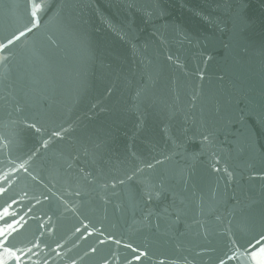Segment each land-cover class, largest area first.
I'll return each instance as SVG.
<instances>
[{
	"label": "water",
	"instance_id": "95a60500",
	"mask_svg": "<svg viewBox=\"0 0 264 264\" xmlns=\"http://www.w3.org/2000/svg\"><path fill=\"white\" fill-rule=\"evenodd\" d=\"M40 2L14 39L32 4L0 0V257L255 264L264 0Z\"/></svg>",
	"mask_w": 264,
	"mask_h": 264
},
{
	"label": "snow or ice",
	"instance_id": "6c2138e0",
	"mask_svg": "<svg viewBox=\"0 0 264 264\" xmlns=\"http://www.w3.org/2000/svg\"><path fill=\"white\" fill-rule=\"evenodd\" d=\"M30 3L32 4L33 10L30 12V20L29 23L31 24V27H28L26 24L25 31H20L19 36H15L14 39H19L20 37L24 36L26 32H32L34 29L39 27V21H38V13L42 11L43 9V4L40 2V0H30ZM9 44L13 43L12 39H9L8 41ZM0 47H7V45H2ZM227 171V170H225ZM229 175H231L229 173ZM131 179V177L129 178ZM123 183V181H120ZM6 211V210H5ZM19 223V221H17ZM8 229H11L12 231L18 232L19 229L13 228V225L9 224L7 226ZM11 235V232L5 230H0V237H5V242L7 236ZM119 243V241H117ZM128 247H131L129 245ZM245 248V251H248V249H251V252L249 253L251 256V259L255 261V264H264V231H261L257 233L256 235L252 236L250 239L247 240L246 244L243 245ZM22 251V250H20ZM31 251V249H29ZM135 251V250H134ZM4 252L11 258L20 260L21 257L17 256L14 252L11 251V249L5 247ZM141 255H147V253H141ZM136 260L140 259V256H135L134 257ZM236 258L235 256L230 257V259ZM0 264H7V260L4 259L3 257H0ZM220 264H224V261L221 260Z\"/></svg>",
	"mask_w": 264,
	"mask_h": 264
}]
</instances>
